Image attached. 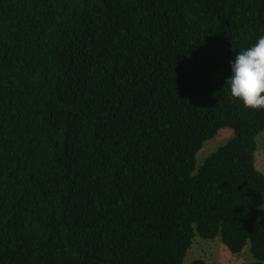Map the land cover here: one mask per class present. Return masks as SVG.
I'll return each mask as SVG.
<instances>
[{
    "label": "trees",
    "instance_id": "obj_1",
    "mask_svg": "<svg viewBox=\"0 0 264 264\" xmlns=\"http://www.w3.org/2000/svg\"><path fill=\"white\" fill-rule=\"evenodd\" d=\"M261 35L264 0H0V264H264V110L226 84Z\"/></svg>",
    "mask_w": 264,
    "mask_h": 264
},
{
    "label": "clouds",
    "instance_id": "obj_2",
    "mask_svg": "<svg viewBox=\"0 0 264 264\" xmlns=\"http://www.w3.org/2000/svg\"><path fill=\"white\" fill-rule=\"evenodd\" d=\"M232 75L227 78L231 96L243 102L245 108L264 110V35L250 47L238 51L229 61ZM264 212V201L257 204Z\"/></svg>",
    "mask_w": 264,
    "mask_h": 264
},
{
    "label": "rangeland",
    "instance_id": "obj_3",
    "mask_svg": "<svg viewBox=\"0 0 264 264\" xmlns=\"http://www.w3.org/2000/svg\"><path fill=\"white\" fill-rule=\"evenodd\" d=\"M232 135L233 131L231 129L224 128L220 130L216 136L207 140L197 154L196 158L198 165H200L210 153L232 137ZM255 164L256 167L264 173L263 133L258 134L256 137ZM197 258L205 260L208 264H242L243 262L253 260L252 256L247 251L239 255L231 254L219 238L204 240L196 237L182 264H190L192 260Z\"/></svg>",
    "mask_w": 264,
    "mask_h": 264
}]
</instances>
